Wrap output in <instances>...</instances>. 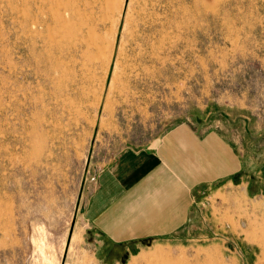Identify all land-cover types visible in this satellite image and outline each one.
I'll use <instances>...</instances> for the list:
<instances>
[{"label":"rangeland","instance_id":"obj_1","mask_svg":"<svg viewBox=\"0 0 264 264\" xmlns=\"http://www.w3.org/2000/svg\"><path fill=\"white\" fill-rule=\"evenodd\" d=\"M28 1L0 0V264H264V210L241 194L207 195L189 238L129 249L86 217L122 150L183 124L264 128V0H67L70 35L66 0Z\"/></svg>","mask_w":264,"mask_h":264},{"label":"crops","instance_id":"obj_2","mask_svg":"<svg viewBox=\"0 0 264 264\" xmlns=\"http://www.w3.org/2000/svg\"><path fill=\"white\" fill-rule=\"evenodd\" d=\"M236 121H244V130L223 134L183 124L147 147L119 152L99 174L87 222L113 248L129 249L144 238H189L209 194H241L264 210V128ZM252 259L244 264H260Z\"/></svg>","mask_w":264,"mask_h":264},{"label":"bare ground","instance_id":"obj_3","mask_svg":"<svg viewBox=\"0 0 264 264\" xmlns=\"http://www.w3.org/2000/svg\"><path fill=\"white\" fill-rule=\"evenodd\" d=\"M50 1V0H49ZM48 4V3H47ZM55 3L53 2V4L52 5H54ZM35 0H29L28 1V8L30 9V11H32V12H34V8H35ZM42 7V6H41ZM49 8H50V6H49ZM51 9V8H50ZM63 9V8H62ZM44 10V9H43ZM64 10H65V12L68 14V18L65 20V23L66 24H70V22L72 21L71 19V21L69 20V17L70 16H73V15H75V12H74V7H73V3H71V2H68L67 0L64 2ZM48 12V11H47ZM34 14V13H33ZM50 17V16H49ZM65 17V16H64ZM49 19V18H48ZM48 19H46V20H43V21H41V22H39V25L41 26V27H44V28H46L47 30L49 29V28H51L52 26H51V24H56V25H58V23L59 22H61V21H64V19L62 18V19H60V18H58L57 17V19H54V20H48ZM16 20V19H15ZM49 21H51V23H49ZM35 21H34V18H32L31 19V23H30V25L32 26L33 24H35L34 23ZM73 22V21H72ZM61 28V27H60ZM31 29V28H30ZM46 29H45V31H46ZM72 30H70L69 28H64V29H61L60 31L61 32H65L67 35H70V34H72V33H77V32H82V29H81V27L76 23V22H73V25H72V28H71ZM48 31H50V29L48 30ZM14 35V34H13ZM53 35V34H52ZM15 36V35H14ZM14 36H13V38H14ZM84 38V37H83ZM81 40H78V42H80ZM76 46V42H72V43H70V46ZM78 45V44H77ZM62 46L60 45V44H57V45H55L54 46V48L52 49V50H54L55 52H60V51H62ZM12 51H13V53H14V44L12 45ZM50 54L48 53H41V56L39 57V61H40V65H38L40 68H44L45 67V69H40L41 71L39 72V77L41 78V79H43V80H45V79H47V74H49V72H50V67H49V64H50V62H51V60H50ZM57 57V56H56ZM75 61V60H74ZM62 65V64H61ZM67 65H68V62H67ZM63 66V65H62ZM72 66V65H71ZM70 67V66H69ZM71 68H73V67H71ZM57 69V68H56ZM13 74H15V66H13Z\"/></svg>","mask_w":264,"mask_h":264}]
</instances>
